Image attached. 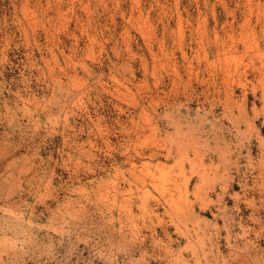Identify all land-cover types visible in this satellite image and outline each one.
<instances>
[{
  "label": "rangeland",
  "instance_id": "1",
  "mask_svg": "<svg viewBox=\"0 0 264 264\" xmlns=\"http://www.w3.org/2000/svg\"><path fill=\"white\" fill-rule=\"evenodd\" d=\"M0 264H264V0H0Z\"/></svg>",
  "mask_w": 264,
  "mask_h": 264
}]
</instances>
